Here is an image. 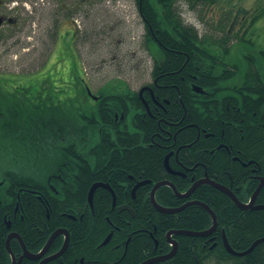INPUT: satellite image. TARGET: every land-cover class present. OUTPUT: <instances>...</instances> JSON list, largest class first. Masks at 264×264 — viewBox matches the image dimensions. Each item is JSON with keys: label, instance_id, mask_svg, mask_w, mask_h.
<instances>
[{"label": "flooded vegetation", "instance_id": "obj_1", "mask_svg": "<svg viewBox=\"0 0 264 264\" xmlns=\"http://www.w3.org/2000/svg\"><path fill=\"white\" fill-rule=\"evenodd\" d=\"M90 1L0 0V45L7 42L10 46L15 45L17 42L12 39L26 33L31 23L38 19L46 40L50 32L57 43L59 34H62V44L66 47L61 48L57 61H67L70 59V49L77 46L85 30L84 25L81 22L77 24L79 20L75 18L80 13L79 5ZM142 4L143 0H137L138 11L143 19ZM236 20V17L232 19L227 35L231 36ZM240 32L237 31L236 35ZM226 34L214 43L223 47L224 51L226 45L222 40ZM146 40L147 47L154 50L149 49L154 59L152 77L138 87H132L129 79L122 76L106 78L101 85L96 86L88 73L81 76L72 72L74 61L71 58L70 73H56L53 78L49 76L55 84V92L28 97L27 93L19 92L29 91L32 86L43 88L48 79L25 76L17 79L0 72V97L16 96L20 106L25 108L26 118L29 117L28 124L29 121L34 124L37 118L45 130L44 136L40 137L29 131L30 137L26 138L30 142H23L25 150L35 155L34 161L30 155H23L21 159L13 155L10 158L13 168L1 171V175H7L0 177V244L2 246L4 242L9 251L10 264L13 263V256L7 247L9 239L10 248L18 261L24 254V247L31 253H39L55 231L63 230L40 259L24 256L21 260V264L26 259L38 264L58 252L67 237L69 248L71 233H74L78 221L84 218L88 209L91 215L85 219L90 222L89 235L93 243L103 232L101 227L94 230V225L103 219L110 227L106 237L112 233L107 244L112 242L116 234L120 235V239L114 241L111 247L120 256L111 263L124 260L129 248L134 261H137L135 264L151 260L148 264L165 262L177 254L180 241L181 247L190 250L197 247L203 250L207 245L211 250L222 243V247L231 255L251 254L252 251L245 255L233 254L226 242L236 252L249 249L252 245L241 251L231 246L229 227L240 222L251 225V211L264 209L259 207L264 203L258 201L264 185L252 199L264 178V170L261 164L251 158V144L264 138H256L255 134L256 129L264 130V73L260 66L254 62L251 64V61L240 72L238 65L225 61L218 47L208 49V43L204 47L209 55L196 54L192 64H189V55L183 74L180 73L182 68L169 71L161 69L160 73H155V66H160L165 56L156 39L149 40L146 35ZM232 41L228 43L230 47ZM230 69L235 72H230ZM178 74L181 77L176 83ZM63 81L67 83L63 84ZM180 85L185 88L181 89ZM21 112L13 106H2L0 115L4 117L0 118H10V115L17 117ZM33 112L37 116H31ZM29 128L32 129V126ZM190 128L196 130L193 137ZM26 143L40 144V151L26 146ZM20 176L25 178L21 179ZM95 183L101 185L95 189L90 202L89 192ZM204 185L218 191L215 197L220 217L207 202L195 196L196 191ZM164 188H170L179 198L177 205L166 206L159 202L158 196ZM83 189L89 192L87 204L82 210L77 207L75 211L68 212L67 207L60 205L65 200V191ZM98 189H106L112 194L111 205L105 213L114 209L128 211L132 215L127 219L129 224L118 227L109 214L101 217L95 199ZM153 192L156 202L171 211H161L155 206ZM118 193L121 198L125 196L123 202L118 201ZM235 197L247 205L246 208L241 207ZM32 199H38L45 208V218L37 227L30 225V213L37 202ZM74 205L79 204L74 202ZM232 205L248 217H224ZM122 206H128L129 209H122ZM148 206H153L165 215H178L179 219L182 212L183 223L189 208L200 206L209 214L211 225L201 229L168 228L162 222L161 227L158 219L146 213ZM208 207L215 214L216 224ZM198 214L201 219V212ZM38 229L41 237L38 240L31 238L29 231L32 233ZM209 229V233L197 234ZM180 236L190 241L183 242ZM175 243V255L158 261L157 258L173 250ZM110 256L108 254L103 259L107 264ZM131 260L129 257L125 262Z\"/></svg>", "mask_w": 264, "mask_h": 264}, {"label": "rangeland", "instance_id": "obj_2", "mask_svg": "<svg viewBox=\"0 0 264 264\" xmlns=\"http://www.w3.org/2000/svg\"><path fill=\"white\" fill-rule=\"evenodd\" d=\"M177 8L185 22L193 24L199 30L201 37L213 40L224 36V29H228L232 19L236 17L230 39L233 41L229 51L226 52L223 47L220 46V48L215 44H207L206 47L208 49L218 47L221 55L226 58L225 61L238 65L240 72H243L246 63L251 61V64L254 62L260 66L264 73V0H221L213 5L197 7H192L185 0H180ZM79 11V15L75 18L79 20L77 24L80 25L81 22V25H84L85 30L77 46L69 51L70 59L74 61L73 73L81 76L88 73L96 86L113 76L128 78L132 87H138L151 79L154 59L147 47L146 27L138 11L137 0H92L79 5ZM255 16L258 17L254 19ZM40 24L36 19L31 23V27L27 28L26 33L16 35V39H12L17 42L15 45L10 46L9 42L0 45L2 74L17 79L24 78L23 76L48 79L43 88L32 86L29 91L19 92L27 93L28 97L51 95L55 92V87L49 76L53 78L52 76L56 73L59 75L70 73V59L62 63L57 61V57H60L62 52L61 48L66 47L62 44L64 42L62 34H59L57 43L50 32L47 33L46 40L44 31L39 27ZM239 30L241 31L238 33L240 39H235L236 32ZM66 83L63 81V84ZM17 103L18 99L14 95L0 97L1 109L2 106L20 109L21 106H17ZM24 115L22 113V116ZM0 116L4 117L2 114ZM12 120L13 118H2L3 123L0 122V129L5 126L7 128L4 130L7 131L17 128L13 126ZM3 137L1 136L0 141ZM18 138L21 142H30L26 137L18 135ZM9 142L11 150L5 151L0 145L1 178L3 169L13 168V163L10 161L13 155L19 159L26 155L21 154L20 145L17 142ZM39 166H32V168ZM20 178L25 177L20 176Z\"/></svg>", "mask_w": 264, "mask_h": 264}, {"label": "trees", "instance_id": "obj_3", "mask_svg": "<svg viewBox=\"0 0 264 264\" xmlns=\"http://www.w3.org/2000/svg\"><path fill=\"white\" fill-rule=\"evenodd\" d=\"M179 1L180 0H143L141 11L143 19L145 21L147 31L146 35L149 37V40L156 39L161 44V50L163 52V55L165 56V60L160 63L161 65L155 66V73H160L161 69L169 71L173 69L180 70L182 68L180 73L183 74V71H185V67H187L186 61L189 55L191 57L189 64H192L196 60V54L199 53L209 55L204 47L206 43L214 44L215 41L218 40H213L205 37L200 38L199 30L193 24L186 23L183 19L180 11L177 8V3ZM185 1L190 6L197 7L199 5H213L219 3L221 0ZM256 17L258 16H255L254 19H256ZM226 31L227 28L224 29V34H226ZM235 36L240 39L239 35ZM230 39L231 36L226 34V36L222 40V42H224V44L226 45L225 48L227 52L230 49V44H228ZM148 49L154 52L152 47L149 46ZM229 71L235 72V70L233 69H230ZM257 73L259 72L257 71ZM180 77V74H178L176 77V83H179L178 80L180 79ZM180 87L181 89L185 88V86L183 87L181 85ZM17 106H20V104L17 103ZM24 109L25 108L22 106L20 109H15L16 111L22 110L21 114H19L17 117L16 115H10V118L15 119V121L13 120V126H17V128H13L7 131L4 130L7 128V126L3 128L1 127L0 139L1 136L4 137L2 139L3 141H0V145L5 151H7L11 150V144L9 141L17 142L20 145L21 154L25 153V156L29 157V150H25V145L23 142L19 141L20 138H18V135L27 137L28 135H30L29 131H33L34 133H37V137H40L44 136L45 130L44 126L37 121V118L34 119V124L29 121L30 125L32 126V129H30L29 127L31 126L28 124L29 117L27 119L25 115L22 116V113H25ZM31 116H37V114L33 112ZM0 122H2V118H0ZM190 129L193 131V137L196 130L195 128ZM255 134L256 138L260 136L263 137L264 130L256 129ZM7 142L8 145H6ZM26 146L32 147V149L37 148V152L40 151L39 148L41 147L40 144L36 143H26ZM251 158L255 159L259 164H261V167L264 170V138H262L261 140H255V142L251 144ZM31 160L34 161L35 158L31 157ZM37 163L40 164L39 161ZM2 175H7V173H3ZM88 192L89 191L85 189L79 190L77 192L65 191V200L60 203V205L67 207L68 212L75 211V208L77 207L79 210H82L84 204H87ZM216 194H218V191L215 188L204 185L202 186V188H199L196 191L195 196L207 202L220 217V211L217 206L218 201L215 197ZM111 195L112 194L106 189H98L95 193V199L97 203L96 208L101 212V217L109 214V217L115 225H117L118 227H125L127 224H129L127 222V219L131 218L132 216L130 212L117 211L116 209H114L105 213L107 207L109 208L111 205ZM118 196V201L123 202L125 196H123L122 198L121 194H119ZM158 200L160 203L166 206H173L179 203V198L174 195L170 188H164L158 196ZM31 201L37 202L36 204H33V211L30 213V225L37 227L38 225H40L42 219L45 218V208L39 203L38 199H32ZM258 201L264 203V187L260 192ZM74 202H78L79 205L75 206ZM232 206V209H227L228 214H225L224 217H248L247 214L243 215L242 210L238 209L234 205ZM146 211L149 217H154L156 220H159L161 227L162 222H164L167 227L169 226L168 228L191 227L194 229H201L207 228L211 225V218L209 214L200 206H192L189 208V212L185 214L186 218L184 219V223L182 212L180 213L181 218L179 219L178 215H165L156 210L153 206L146 209ZM199 212H201V219L198 214ZM87 215H91L89 209L88 212H86L84 218L81 221H78L74 233L71 231L72 240L69 248L65 251V253L60 257L48 262L47 264H107L103 259L108 254L111 255L108 262L109 264H135L137 262L134 261L135 259L131 255V248H129L128 256L124 260L119 261L118 263H111L114 260H118L120 256L119 252H117L116 254L111 248L113 242L117 239H120V235L116 234L115 238L110 244H107L106 246L100 245L106 235L110 232L108 223L103 219L100 223L94 225V230L101 227L103 232L93 243L92 237L89 235V227L91 225L90 222L85 219ZM33 232L36 233V235H34ZM29 234L31 238H34L36 240L41 237V232L39 229L38 231H32V233L30 230ZM229 235V242L235 250L241 251L250 247V245H252L256 239L264 236V209L251 211V225L240 222L233 226H230ZM179 238L186 243L190 241L189 238L184 236H180ZM89 246L93 247L90 248ZM208 247L209 245H207L203 250L200 247L190 250L188 248L181 247L180 241V249L178 250L177 254L170 260L160 262L158 264H264V242L258 244L251 252V254L245 256H234L229 254L222 247V243L211 250ZM221 251L224 253H221ZM129 257L133 260H131L130 262H125V260ZM10 261L11 257L9 251L6 250L5 244L3 242L2 246L0 244V264H10ZM23 264H35V262L26 259Z\"/></svg>", "mask_w": 264, "mask_h": 264}, {"label": "water", "instance_id": "obj_4", "mask_svg": "<svg viewBox=\"0 0 264 264\" xmlns=\"http://www.w3.org/2000/svg\"><path fill=\"white\" fill-rule=\"evenodd\" d=\"M197 89H198V88H197ZM99 185H101V183H95V184L92 186V188H91V190H90V192H89V201H90V202H92V199H93V195H94L95 189H96ZM215 185L217 186V184H215ZM263 185H264V178H263V180H262V182H261L259 188L255 191V193H254L252 199L255 198V196L258 194L259 190L261 189V187H262ZM194 187H195V185L193 186V188H194ZM193 188L190 190V192L193 190ZM175 191H176L177 194H179L178 191H177L176 189H175ZM186 195H188V194H186ZM152 198H153V202H154L155 206H156L159 210H161V211H171V209L165 208V207L159 205V204L156 202V200H155V196H154V192H153V194H152ZM235 201H236L241 207L246 208L247 205L242 204V203H241L236 197H235ZM259 207L264 208V205L259 206ZM121 208H122V209H124V208L129 209L128 206H122ZM208 208H209V207H208ZM174 210L176 211V210H179V209H174ZM172 211H173V210H172ZM209 211L212 213V215H213V217H214V219H215L216 217H215L214 212H213L210 208H209ZM215 224H216V219H215ZM211 229H212V228H211ZM211 229L207 230L206 232H201V233H197V234H206V233H209V232L211 231ZM62 232H63V230H60V229L57 230V231H55V232L50 236V238H49L47 244L45 245V247L43 248V250H42L41 252H39V253H31V252H29V251L24 247V249H25V250H24V254L21 256V258H20L18 261H16V256H15L14 252L12 251V249L10 248V241H9L10 239H9L8 242H7V247H8V249L10 250L11 255L13 256V263H12V264H21V260H22V258H23L24 256H27V257L32 258V259H40V258L42 257V255L46 253L47 249L50 247V245L52 244V242L54 241V239L56 238V236L59 235V234H61ZM11 235H12V234H11ZM11 235H10V237H11ZM111 237H112V233H110V234L105 238V240L103 241L102 245L107 244V243L110 241ZM261 242H264V236H262V237L258 238L257 240H255V242L252 244V246H251L249 249H247L246 251H243V252H236V251H234V250L230 247V245H229L227 242H226V246H227L228 250H229L231 253H233V254H236V255H245V254L249 253L250 251H253V250L255 249V247H256L258 244H260ZM68 244H69V238L67 237V239L65 240V242H64V244H63V246H62V248H61L58 252H56L55 254H52V255H50V256H48V257L42 259L38 264H46L47 262H49V261H51V260H53V259H55V258L61 256V255L66 251V249L68 248ZM176 251H177V243H175V246H174L173 250H172L170 253H168V254L165 255V256H162V257L157 258V260H158V261H159V260H166V259L172 257L173 255H175ZM152 261H153V260L148 261V262H146V263H142V264H148V263H150V262H152Z\"/></svg>", "mask_w": 264, "mask_h": 264}]
</instances>
